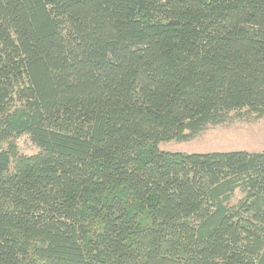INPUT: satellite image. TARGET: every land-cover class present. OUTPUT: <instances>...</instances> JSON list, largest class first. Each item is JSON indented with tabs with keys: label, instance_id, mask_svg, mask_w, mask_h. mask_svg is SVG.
Instances as JSON below:
<instances>
[{
	"label": "trees",
	"instance_id": "16d2710c",
	"mask_svg": "<svg viewBox=\"0 0 264 264\" xmlns=\"http://www.w3.org/2000/svg\"><path fill=\"white\" fill-rule=\"evenodd\" d=\"M230 111L264 0H0V264H264V152L158 147Z\"/></svg>",
	"mask_w": 264,
	"mask_h": 264
},
{
	"label": "rangeland",
	"instance_id": "374dc122",
	"mask_svg": "<svg viewBox=\"0 0 264 264\" xmlns=\"http://www.w3.org/2000/svg\"><path fill=\"white\" fill-rule=\"evenodd\" d=\"M230 111L224 120L217 124H208L202 131L187 141H161L158 147L173 152H207L244 149L264 152V112L262 115H238ZM18 153L33 154L38 147L28 134L15 137ZM242 194L238 191L230 200L235 203Z\"/></svg>",
	"mask_w": 264,
	"mask_h": 264
}]
</instances>
